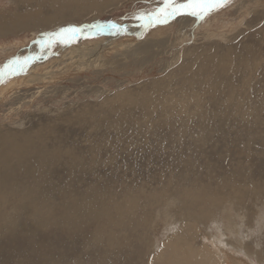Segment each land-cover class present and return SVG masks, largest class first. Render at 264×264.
I'll use <instances>...</instances> for the list:
<instances>
[{"label": "rangeland", "instance_id": "1", "mask_svg": "<svg viewBox=\"0 0 264 264\" xmlns=\"http://www.w3.org/2000/svg\"><path fill=\"white\" fill-rule=\"evenodd\" d=\"M46 1L0 0V18L11 26L0 33V68L16 57H35L15 73L8 72L9 68L5 69V80L16 77V81L0 89V139L7 144L4 148H19L20 152L25 150L27 157H33L26 149L29 145L37 147V144L43 143L50 150L57 148L62 162L51 163L39 169L46 173V178L54 186L49 190L54 195L51 204H58L57 196L61 197L63 193H88L90 198L96 196L99 199V192H102L105 197L114 195L117 201H123L128 196L131 200L137 198L135 201L142 209L137 211V216L130 215V219H134L131 228L125 233L116 234L117 244L114 243L112 248H100L94 243H89L90 247L82 246V232L70 237L66 236L63 229L53 226L41 228L34 236L20 234V230L9 233L7 228L2 229L0 264H14L12 258L16 257L15 254L18 257L25 255L26 262L22 264H97L98 261V264H179L176 260L171 263L168 261L171 258L166 257L168 253L165 248L169 241H180L185 237L183 231L188 229L191 249L215 253L212 243L217 246L218 241L212 228V219L223 225L225 234L219 239L224 243L231 242V245L220 249L225 253L216 255L220 258L218 263L221 261V264H235L237 259L243 257L244 264H260L257 258H264V222L257 226L255 219L257 213L264 215V0H224L222 4L206 9L199 18L186 14L170 17L166 21H154L143 32H132V35L121 32L110 38V33L98 34L85 29L84 33L78 34L74 39L61 41L53 37V43L41 52L40 45L35 41L43 33L59 32L61 28L69 26L82 28L109 23L137 24L142 21L134 19L135 16L140 13L151 14L163 5V0H112L87 10L58 8ZM182 2L184 0H176V3ZM28 10H33L34 14ZM224 54V61L227 60V55L234 65L236 61H240L236 77L234 69L228 63L219 66L217 59ZM205 63L214 73L222 74L219 84L212 86V89L231 91L232 86L239 90V93H233V97L243 101L242 105H232L233 108L228 105L222 118L226 120L225 129L220 126L218 133L223 134L218 137L216 135L212 141L210 130L206 127V117L210 115L207 110L217 113L221 111L222 114L225 110L206 107L208 91L204 87L211 80L206 77L208 73L203 68ZM24 71L26 72L19 76ZM197 72H200L196 81L198 85L184 82L187 74L190 77L191 73ZM228 76H232V81L233 76L235 77L232 84L226 83ZM1 80L4 81V78ZM195 92L199 93L198 103L192 97L185 98L187 93L194 96ZM254 99L259 100H255V106L243 107L245 101L252 102ZM176 102H184L185 108L180 109V105H177L178 108L172 107ZM251 124H255L254 131L247 132L245 125ZM95 135L99 137L93 142ZM98 142L101 144L100 149L97 152L91 151L89 147ZM240 150H244V157L255 153L256 159L250 160L254 155L247 159L238 158ZM212 154L218 159L234 155L235 165L232 164L231 169L229 166L230 173L236 175L232 172L243 166L241 169L248 178L246 182H252L243 187L238 186L237 189H211L214 186L209 185L210 178L228 176L223 173L225 167H220L215 172L209 171L210 166L216 163ZM72 159L78 161L80 167L76 166L68 171L70 167L66 168L64 164L66 161L70 163ZM33 187L36 192L39 190L37 185ZM184 187L193 189L191 191L194 193L211 196L214 194L215 197L221 195L218 199L220 201L231 197V202L226 203L227 207L224 208L222 216H218L221 214L219 204V212L215 211L213 218H205L192 226L185 213L195 210V206L184 204V197L181 202L180 199L176 200L179 196L174 193ZM150 192L157 195L156 199L149 200L146 197ZM196 206L201 209L199 204ZM9 207L7 205L6 208ZM128 214L125 213V217ZM227 214L233 217L231 221H235L237 225L238 232L234 235L236 237L232 236L230 229L227 231L225 219H222ZM24 221H20V224ZM25 222L29 223V220ZM1 225L8 226L5 220ZM191 227L198 228L192 230ZM232 243L241 246L242 251L253 252L250 260L241 253L230 252L228 247L231 248ZM37 247L44 251H37ZM224 254L233 259L225 262ZM63 255L66 258L62 262L58 257L63 258ZM52 256L56 257L54 261L49 260ZM139 257L141 258L138 260ZM20 261L17 264H21Z\"/></svg>", "mask_w": 264, "mask_h": 264}, {"label": "bare ground", "instance_id": "2", "mask_svg": "<svg viewBox=\"0 0 264 264\" xmlns=\"http://www.w3.org/2000/svg\"><path fill=\"white\" fill-rule=\"evenodd\" d=\"M26 1V0H24ZM31 1V0H29ZM43 1V0H42ZM49 1L51 4L55 5L56 7L58 8H62V7H74L75 9H78V8H86L87 10L88 9H92V8H95L98 4L100 3H104V2H107V1H112V0H47ZM46 1V2H47ZM45 3V2H44ZM162 3V2H161ZM26 4V3H25ZM226 4V3H225ZM224 4V5H225ZM227 4H229L227 2ZM37 5V4H36ZM44 5V4H43ZM50 6V4H49ZM20 7V6H19ZM24 7V6H23ZM37 7V6H36ZM44 7V6H43ZM48 7V6H47ZM50 7H54V6H50ZM30 8V7H29ZM27 9V8H26ZM67 9V8H65ZM72 9V8H71ZM70 9V10H71ZM80 9V10H81ZM62 10V9H60ZM73 10V9H72ZM80 10H78L80 12ZM16 11V10H15ZM31 11L30 13H33V10H28V12ZM77 11V12H78ZM69 12V11H68ZM5 13V12H4ZM76 13V12H75ZM2 14V13H1ZM34 14V13H33ZM36 14V13H35ZM6 15V14H5ZM4 15V16H5ZM59 15V14H58ZM61 15V14H60ZM8 16V15H7ZM19 16V15H18ZM10 17V15H9ZM16 17V16H15ZM24 17V16H23ZM6 18V17H5ZM26 18V17H25ZM24 18V20H25ZM4 19V18H3ZM13 19V18H12ZM5 20V19H4ZM144 22V21H142ZM141 23V22H140ZM151 24V23H150ZM148 26V25H147ZM146 26V27H147ZM10 24H6L1 18H0V33H2L4 30L7 31L9 28H10ZM145 26H137L136 27H128V25H125L123 27H121L120 30L116 31V30H108V31H96L95 29H92L93 31H95L94 33H98V34H101L102 32L103 33H110L112 37L110 38H113L114 35H116L117 33H127L129 32L131 35H132V32L133 33H141L143 32L145 29H147ZM55 28V27H54ZM82 28L85 29V26H83ZM38 29V28H37ZM35 29V32L36 30ZM44 29V28H43ZM34 32V34H35ZM89 32V31H88ZM128 33V34H129ZM45 34V33H43ZM43 34L39 35L37 37V40L40 39ZM2 36V35H1ZM55 38V37H54ZM228 54V53H227ZM225 54L223 56H220L217 60L219 62V66L221 65H224L226 63H228L230 66H231V69L233 68V72H234V76L236 77L235 73H236V70L238 69L239 67V63L240 61H236V65L233 64L232 62V59L230 58L229 55H227V60L224 61L225 59ZM215 57V56H214ZM213 58V56L211 57ZM209 60H211L209 58ZM244 60V59H243ZM195 61V60H194ZM193 61V62H194ZM213 61V60H212ZM224 61V62H223ZM245 61V60H244ZM235 63V62H234ZM201 64V63H200ZM245 64V63H244ZM243 64V65H244ZM34 66V65H33ZM197 66V65H196ZM218 66V67H219ZM193 67V66H192ZM199 67V66H198ZM195 68V66H194ZM193 68V69H194ZM203 68L205 69V71L208 73V75L206 76L207 79H210L211 80V83L208 81L207 82V85H205L204 88H206L208 91V99L206 101V107L208 106L207 109H211L212 110H217V108H222L224 109L225 111L222 112L220 111V113H217L216 111L214 112H208L207 110V114L209 115V117L205 115L206 118H208V122H207V129L209 128L210 130V140H214L217 135L221 136V134L223 133H219V128L220 126H222L223 129H225L224 127V122L226 121L225 119L222 120V118H224V115L226 114V108L229 106H236L237 104L238 105H242L243 104V101H240L238 98H235L233 97V93H239V90H235V88H233L232 86L231 87V91H228V90H220L218 88H214L212 89L213 87L217 86L219 84V80L221 79L222 77V74L220 72L218 73H214L212 69H210V66L209 65H206L203 64ZM214 68H216L214 66ZM229 68V67H227ZM226 68V69H227ZM5 69H8V68H4L1 73H5ZM18 69V68H17ZM196 69V68H195ZM200 69H202V64H201V67ZM203 69V70H204ZM225 69V70H226ZM9 70V71H8ZM7 71L8 72H11V73H15V71H11L10 69H8ZM241 70V69H240ZM249 70V69H248ZM247 70V71H248ZM193 71V70H192ZM191 71V72H192ZM7 72V73H8ZM26 71L22 72L19 76L23 75ZM194 72V71H193ZM225 72V71H224ZM227 72V71H226ZM189 73V72H188ZM199 73L200 72H197V73H191L190 77H188V74L185 76L186 78H184V82L186 84H197L196 81L199 79ZM231 73V72H230ZM229 73V75H230ZM241 74V73H240ZM202 75V74H201ZM225 75V73H224ZM18 76V77H19ZM227 76V75H226ZM233 76V80L235 81V77ZM249 76V75H248ZM6 76H4V81L1 80L3 78L0 79V83L3 81L4 83L3 84H0V89L1 88H5L7 87L8 85L12 84L13 82L16 81V77L15 78H11V79H8V80H5L7 78H5ZM225 77V76H224ZM231 77L227 78V82H230V84H232L234 81L231 80ZM241 79V78H240ZM252 79V78H251ZM250 79V80H251ZM257 79V77H256ZM201 80V79H200ZM203 80V79H202ZM238 79H236V82H237ZM242 80V79H241ZM248 80V79H247ZM204 81V80H203ZM202 81V82H203ZM257 81V80H256ZM246 82V81H245ZM211 85L209 87V84ZM223 83V82H222ZM199 84V83H198ZM197 84V85H198ZM202 84V83H201ZM200 84V85H201ZM205 84V83H204ZM242 84V82H241ZM243 85V84H242ZM195 86V85H194ZM204 86V85H203ZM213 86V87H212ZM246 86V85H245ZM199 87V86H198ZM224 87V86H223ZM225 87H228V85H225ZM239 87V86H238ZM244 87V86H243ZM247 89H248V86H246ZM254 87V85H253ZM197 88V87H195ZM233 88V89H232ZM201 89V88H200ZM240 89V88H238ZM258 90V88H256ZM205 90V89H204ZM249 90V89H248ZM253 90V89H252ZM251 90V91H252ZM198 91V89H197ZM205 91V93H206ZM246 96L248 97L249 94H247L245 91H243ZM190 93H193V92H190ZM253 93V91H252ZM197 94H199L198 92L196 93L195 92V95L194 96H191V94L187 93L185 98H189V97H192L194 99V101H196L197 103L199 102V98L197 97ZM202 94V93H201ZM232 95V96H231ZM254 95V94H253ZM202 96V95H201ZM200 96V97H201ZM205 97V96H204ZM198 98V99H197ZM256 98V96H255ZM190 99V98H189ZM241 99V98H240ZM218 100H220V102H218ZM256 99H254V101H250L248 100V102L245 101L243 107H248L250 108L251 106H255L256 104ZM262 100V99H261ZM170 101V100H169ZM184 101V100H183ZM205 102V99L203 100ZM259 101V100H258ZM257 101V102H258ZM171 102V101H170ZM180 103V102H179ZM179 103H175L172 104L173 106L172 107H177V105H180V109H183L184 107V102H181L180 104ZM193 103V102H192ZM264 104V102H262ZM187 104V103H185ZM202 104V103H201ZM182 106V107H181ZM186 106V105H185ZM198 106H200V104H198ZM232 106V108H233ZM195 108V106H193ZM178 108V107H177ZM185 108V107H184ZM194 108H193V111H194ZM231 110V109H230ZM238 110V108H237ZM244 111H246V108H243ZM242 110V111H243ZM206 110H204V113H205ZM239 112V111H238ZM241 112V111H240ZM220 114V115H219ZM189 115V114H188ZM202 115V114H201ZM185 116V115H183ZM203 116V115H202ZM227 116V115H226ZM245 116V115H243ZM191 118V116H189ZM188 117V118H189ZM193 117V116H192ZM203 117V120L204 118ZM246 117V116H245ZM226 118V117H225ZM244 118V117H243ZM242 118V119H243ZM252 119V118H251ZM244 120V119H243ZM242 120V121H243ZM246 120V119H245ZM263 120V119H262ZM228 121V120H227ZM241 121V120H240ZM250 121V120H249ZM239 122V121H238ZM244 122V121H243ZM261 122V121H260ZM222 124V125H221ZM244 124V123H243ZM255 124H251V126H248V125H245L246 126V131L247 132H252L254 131L253 130V127H254ZM260 125H262L260 123ZM243 127V126H242ZM133 128V127H132ZM243 130V129H242ZM106 131V130H105ZM113 131V129H112ZM115 131V130H114ZM119 131V130H118ZM127 131V130H126ZM244 131V130H243ZM242 131V132H243ZM258 131V130H256ZM260 131V129H259ZM107 132V131H106ZM116 132V131H115ZM231 132V131H230ZM246 132V133H247ZM110 133V132H109ZM123 133V132H122ZM133 133V132H132ZM229 133V132H228ZM232 133V132H231ZM230 133V134H231ZM114 134V133H112ZM127 134V133H126ZM239 134V133H238ZM101 135V134H100ZM122 135V134H120ZM130 135V134H129ZM133 135V134H132ZM202 135V134H201ZM248 135V134H247ZM109 136V135H108ZM240 136V135H239ZM99 135H95L93 136V139L92 141L94 142V139L95 138H98ZM197 137V136H196ZM199 137V136H198ZM115 138V137H114ZM222 138V137H221ZM113 139V138H112ZM125 139V138H123ZM112 142V140H111ZM201 142V141H200ZM223 142V141H222ZM92 143V142H91ZM261 143V142H260ZM113 144V143H111ZM7 144L2 140L0 139V233H2V229H5L7 228V231L9 233H14V231L16 232L17 230H20L19 233L20 234H25L27 236H34L36 234V232H39V230L42 229H47L49 227H58L59 229H63L65 232H66V236H74L76 233H81V244L82 246H85L87 245V247H90L89 246V243H94L96 246L98 247H105V248H112L115 241L117 239H115L117 237V233H125L127 231H129V228H131V224L134 222L133 220L134 219H130V217L132 218L133 215H136L137 211L139 209H142L139 208V205H137L136 201L137 198H134V199H129V196L127 198H124V200H115L114 199V195L111 196L110 198L109 197H105L104 193L102 192H99L100 193V196L99 199L96 198V196H93L92 198H90L89 194L88 193H85V195L80 194V195H73V194H68V193H63V196L60 197V195L57 196V200H58V204H51V200L54 199V195L52 193H50V189L52 190L54 188V186L51 184V181L46 178V173L42 172L41 170H39L40 168H43L45 166H47L48 164H53L55 162L60 163L62 162V157L61 155L58 153V150L57 148H53V149H48L43 143H39L37 144V147L34 146L32 147L31 145H29L26 149L30 152V154H32L33 157H27L28 154L26 153V151L24 150L23 152H20V149L19 148H16V149H5L4 147L6 146ZM99 145H101L99 142L97 144H92L90 148L91 151L93 152H97L100 148H99ZM243 145V144H242ZM110 146V145H109ZM115 146V145H114ZM247 146V145H246ZM239 147V145H238ZM22 148V147H21ZM108 148V147H107ZM240 148V147H239ZM246 148V147H245ZM243 149V148H242ZM108 150V149H107ZM110 150V149H109ZM230 151V150H229ZM244 151V150H243ZM243 151L240 150L239 153H238V158H249L248 156H253L255 153H248L249 155H245V157L243 156ZM20 152V153H19ZM223 152V151H221ZM224 153V152H223ZM228 154V153H227ZM212 158H214V161L216 163H221L220 165H217L216 163H214L212 166H210L209 168V171L211 172H215V171H218V168L220 169V167H225V175H228L227 177H220L218 179H214V178H210L209 180V185L211 186H214V187H210L211 189H223V188H234V189H237L238 186H245L247 185L248 183H251L252 181H248L246 182V180L248 179L247 178V175L243 172V170L241 169L242 167H239L238 170H235L234 172L232 173H235L236 175L234 174H231L230 173V169L235 165V162L234 160H236L234 158V155L232 156L231 154V157L229 155L230 158H222V159H218V157L214 154H212ZM223 155V154H222ZM175 156V154H174ZM251 161H252V158H255V155L254 157H250ZM256 159V158H255ZM255 159H254V164L256 165L255 163ZM233 160V161H232ZM94 161V160H93ZM246 161V160H245ZM249 161V160H248ZM67 162V161H66ZM65 162V167L68 168L69 170L68 171H71V168L74 169V167L76 166H79L78 164V161H76L75 159H72L70 161V163L66 164ZM236 163H239L238 161ZM243 163V162H241ZM233 164V166H232ZM238 165V164H237ZM254 165V166H255ZM68 166V167H67ZM229 166H230V169H229ZM80 167V166H79ZM34 169V170H33ZM73 169H72V172H73ZM232 171V170H231ZM218 173H220L222 175V172L219 171ZM261 174V173H260ZM259 175V174H258ZM220 176V175H219ZM217 176V177H219ZM209 177V176H208ZM45 178V179H44ZM239 178H241L242 180L240 181ZM117 180V179H116ZM262 180V179H261ZM34 185H37L39 188V190L36 192V189L33 187ZM60 185V184H59ZM223 187V188H222ZM167 188V187H166ZM68 189V188H67ZM167 190V189H166ZM193 190V189H191ZM190 190V188H185L183 190L179 189L177 191H175L174 193L178 194L179 197L176 198L177 199H180V202L183 201L182 200V197H184V204H188V206H195V210L194 209H191L190 212L186 214V219L188 221H191L192 222V226L196 223H199L201 222V220L203 219H208L210 220L211 218H213V215L215 213V211H218L219 212V207L218 206L219 204L221 205V214H219L218 216H222V212L223 210L226 209V203H228L230 200H231V197L230 199L228 197L224 198L222 201L218 200L219 197L221 196H217L215 197L214 194L211 195H204L203 193H194ZM18 191V193H17ZM127 191V190H126ZM63 192V190L61 191ZM61 192L59 191V194H61ZM65 192V191H64ZM69 192V191H68ZM92 192V191H91ZM173 193V194H174ZM254 193V192H253ZM258 192L256 191V194ZM118 194V193H117ZM147 194V193H146ZM149 194V193H148ZM163 194V193H162ZM141 195V194H140ZM254 195V194H253ZM124 196V195H123ZM156 194H151L150 192V195L146 196L149 200H154V198L156 199ZM173 196V195H172ZM137 197V194L136 196ZM144 197V196H143ZM224 197V196H223ZM222 197V198H223ZM145 198V197H144ZM161 198V197H160ZM107 199V200H106ZM141 199V198H140ZM143 199V198H142ZM106 200V201H105ZM174 200V199H173ZM226 200V201H225ZM158 201V200H157ZM179 203V201H177ZM223 202V203H222ZM231 202V201H230ZM235 203V202H234ZM197 204H199L201 206V209H197L198 206H196ZM202 204L204 205V207L202 208ZM7 205H9L11 211H9V208H6ZM232 205V204H231ZM185 206V205H183ZM239 206V205H238ZM200 208V207H199ZM225 208V209H224ZM184 209V207H183ZM186 209V208H185ZM187 210V209H186ZM264 210V208L262 209ZM144 211V210H143ZM146 212V211H145ZM144 212V213H145ZM239 212V211H238ZM125 213H129L127 215V217H125ZM153 213V212H152ZM264 213V212H263ZM138 214V213H137ZM143 214V212H142ZM146 214V213H145ZM167 214V213H166ZM217 214V213H216ZM226 214V213H225ZM223 214V215H225ZM8 215H11V216H8ZM132 215V216H130ZM175 215V214H173ZM263 215V214H262ZM137 216V215H136ZM134 216V217H136ZM147 216V215H146ZM215 216V215H214ZM133 217V218H134ZM139 217V216H138ZM141 217V216H140ZM139 217V218H140ZM183 217V216H182ZM256 217V216H255ZM172 218V217H171ZM176 218V217H175ZM217 218V217H216ZM221 218V217H220ZM233 218V217H232ZM229 214L226 215V218L223 216L222 219H225V226H226V229L227 231L230 229L233 233L232 236L237 235V230H236V226L235 225V221H231L232 219ZM24 219H26L27 221L29 220V223H26L24 221ZM145 219V218H144ZM153 219V218H152ZM183 219V218H182ZM219 219V218H218ZM5 220L6 223L8 224L7 227H2L1 225V222ZM138 220V219H137ZM158 220V219H157ZM221 220V219H220ZM20 221H24L22 224H20ZM142 221H144L142 219ZM156 221V219H155ZM171 221V220H170ZM174 221V220H173ZM176 221H177V218H176ZM184 221V220H183ZM187 221V222H188ZM213 230H214V233L217 235V241L221 244H223V246H220V244L218 242H216L217 246L212 243V246L215 248V255L211 252L209 253L208 250L206 251V253H204L205 251H203L202 249L200 250H197L195 248L194 249H191V242L189 243L188 239L190 240V230H185L183 231V233L186 234L185 237H183L180 241H177L176 236L175 239L176 241L174 242H170L167 243L166 245V253L167 254V258H171V260H168L171 261L172 260H176L177 263L179 264H219L218 261H219V256L217 257L216 255L221 253H225L224 251H220V249H222V247H227L230 243H224L221 239H219V237L223 236L225 234V231H224V228H223V225L220 223V222H217V220H213ZM255 224L258 226L259 224H261L262 222H264V215L261 216V213H257V218L255 219ZM137 222V221H136ZM135 222V224H136ZM148 222V221H146ZM186 222V223H187ZM190 222V223H191ZM151 223V222H150ZM157 223V221H156ZM173 223V222H172ZM185 223V224H186ZM209 223V222H208ZM20 224V225H19ZM138 224V223H137ZM143 224V222H142ZM144 224H146L144 222ZM165 224V223H164ZM175 224V223H174ZM240 224V223H239ZM148 225V223H147ZM146 225V226H147ZM158 225V224H157ZM170 225V224H169ZM168 225V226H169ZM262 225V224H261ZM90 226L94 227V228H91ZM135 226V225H134ZM171 226V225H170ZM187 226V225H186ZM260 226V225H259ZM136 227V226H135ZM142 227V226H141ZM188 227V226H187ZM189 227H190V224H189ZM228 227V228H227ZM255 227V226H253ZM145 228V227H143ZM180 228V227H179ZM194 227H191V229L193 230ZM198 228V227H196ZM194 228V230L196 229ZM258 228V227H257ZM172 229V228H171ZM187 229V228H186ZM62 230V231H63ZM135 230V228H134ZM151 230V229H150ZM167 231V228L165 229ZM170 230V229H169ZM199 230V229H198ZM43 232V231H42ZM56 232V231H55ZM58 232V231H57ZM146 232V231H145ZM180 232V231H179ZM178 232V234H180ZM253 232V231H252ZM7 233V232H5ZM137 233V232H136ZM135 233V234H136ZM227 233V232H226ZM16 234V233H15ZM60 234V233H58ZM143 234V233H142ZM145 234V233H144ZM5 235V234H4ZM14 235V234H13ZM12 235V236H13ZM80 235V234H78ZM120 235V234H119ZM184 235V234H183ZM193 235V234H191ZM195 235V234H194ZM205 235V234H204ZM47 236V235H46ZM63 236V235H62ZM61 236V237H62ZM139 236V235H138ZM5 237V236H4ZM10 237V236H9ZM42 237V236H41ZM69 237V238H70ZM125 237V236H124ZM130 237V236H129ZM144 237V235H143ZM147 237V236H146ZM193 237V236H191ZM236 237V236H234ZM20 238V237H19ZM22 238V237H21ZM44 238V237H43ZM74 238V237H73ZM80 238V237H79ZM162 238V237H161ZM195 238H196V235H195ZM2 239V238H1ZM12 239V238H11ZM47 239V238H46ZM45 239V241H46ZM68 239V238H67ZM134 239V238H133ZM137 239V238H135ZM142 239V237H141ZM145 239V238H144ZM173 239V238H172ZM174 239V240H175ZM194 239V238H193ZM233 239V238H232ZM13 240V239H12ZM26 240V239H25ZM34 240V239H33ZM62 240V239H61ZM64 240V239H63ZM62 240V241H63ZM77 240V239H75ZM122 240H123V237H122ZM132 240V239H131ZM143 240V239H142ZM236 240V239H235ZM40 241V240H39ZM44 241V239H43ZM26 242V241H25ZM36 242V241H35ZM61 242V241H60ZM75 242V241H74ZM122 242V241H121ZM120 242V243H121ZM146 242V241H145ZM149 242V241H148ZM153 242V241H152ZM236 242V241H234ZM15 243V242H14ZM41 243V242H40ZM127 243V242H126ZM129 243V242H128ZM132 243V242H131ZM193 243V241H192ZM26 244V243H25ZM23 244V245H25ZM29 245V242L27 243ZM44 244V243H43ZM117 244V243H115ZM130 244V243H129ZM148 244V243H147ZM14 245V244H13ZM12 245V246H13ZM22 245V244H21ZM34 245V243H33ZM38 245V244H37ZM120 245V244H119ZM131 245V244H130ZM144 245V244H143ZM163 245V244H162ZM161 245V246H162ZM165 245V244H164ZM231 245V244H230ZM232 247L229 248L228 247V250H230V252L232 251L233 253H236V254H239L241 253L242 256H244L245 258H247L248 260H250L251 258V255L252 253L247 251L246 250H243L242 251V247L239 246V245H234L232 243ZM15 246V245H14ZM41 246V245H40ZM133 246V245H132ZM140 246V245H139ZM31 247V246H30ZM64 247V246H63ZM116 246H114L115 248ZM120 247V246H119ZM127 247V246H126ZM134 247V246H133ZM144 247V246H143ZM140 248V249H144V248ZM148 247V246H147ZM198 247V246H197ZM203 247V246H202ZM212 247V249H213ZM23 248V247H22ZM32 248V247H31ZM75 248V247H73ZM77 248V247H76ZM109 248V250H110ZM136 248H138V246H136ZM149 248V247H148ZM161 248V247H160ZM16 249V248H15ZM20 249V248H19ZM37 251H44L43 248L40 249V248H36ZM65 249V248H64ZM85 249V248H84ZM117 249V248H116ZM128 249V248H127ZM131 249V248H130ZM164 249V248H163ZM205 249V248H204ZM207 249V248H206ZM12 250V249H11ZM33 250V249H32ZM35 250V249H34ZM33 250V251H34ZM53 250V249H52ZM56 250V249H55ZM72 250V249H71ZM92 250V249H91ZM115 250V249H114ZM138 250V249H137ZM153 250V249H152ZM156 250V249H155ZM161 250V249H160ZM17 251V249H16ZM21 251V250H20ZM25 251V250H24ZM32 251V252H33ZM65 251V250H64ZM118 251V250H117ZM125 251V249H124ZM148 251V250H147ZM151 251V250H150ZM149 251V252H150ZM159 251V250H158ZM162 251V250H161ZM160 251V252H161ZM164 251V250H163ZM12 252V251H11ZM35 252V251H34ZM61 252V251H60ZM85 252V251H84ZM87 252V251H86ZM136 252V251H135ZM134 252V253H135ZM138 252V251H137ZM136 252V253H137ZM227 252V251H226ZM256 252V251H255ZM17 253V252H16ZM19 253V252H18ZM72 253V252H71ZM81 253V252H80ZM90 253V251H89ZM91 253H93V251H91ZM106 253V251H105ZM126 252H124L125 254ZM129 253V251L127 252V254ZM135 253V254H136ZM232 253V254H233ZM15 254V253H14ZM24 254V253H22ZM65 254V253H64ZM86 254V253H85ZM101 254V253H100ZM103 254V253H102ZM101 254V255H102ZM115 254V253H114ZM112 253V255H114ZM123 254V253H122ZM126 254V255H127ZM134 254V256H136ZM159 253H157L158 255ZM161 254V253H160ZM165 254V253H164ZM255 254V253H254ZM13 255V254H12ZM21 255V253H20ZM99 255V254H98ZM111 255V254H109ZM129 255V254H128ZM163 255V254H162ZM220 255V254H219ZM9 256V255H8ZM16 256V257H14ZM13 257L15 258H12V261L14 264H17L21 259V264L24 263L26 257L25 255H21L22 257H18L19 255H14ZM24 256V257H23ZM53 256H56L55 254H53ZM51 257L49 260L50 261H54L53 259H55L56 257ZM82 256V255H81ZM90 256V255H89ZM88 256V257H89ZM92 256V255H91ZM103 256V255H102ZM116 256V255H115ZM125 256V255H124ZM160 256V255H159ZM222 256V255H221ZM220 256V257H221ZM230 256V255H229ZM227 255L224 254V259L225 262L230 260L232 257H229ZM235 256V255H234ZM255 256V255H254ZM18 257V258H17ZM29 257V256H28ZM49 257V256H48ZM85 257V256H84ZM83 257V258H84ZM97 257V256H96ZM118 258V256H116ZM133 257V255L131 256ZM161 257V256H160ZM159 257V258H160ZM223 257V256H222ZM238 257V256H237ZM236 257V259H237ZM256 257V256H255ZM11 258V257H9ZM39 258V257H38ZM59 259H64L66 257H64L63 255V258H60L58 257ZM91 258V257H90ZM99 258V257H98ZM112 258V257H111ZM122 258V257H121ZM141 257L138 258V260L140 259ZM164 258V256H163ZM244 258V259H245ZM253 258V257H252ZM14 259V260H13ZM31 259V258H30ZM101 259V258H99ZM115 259V258H114ZM233 259V258H232ZM235 259V257H234ZM38 260V259H37ZM42 260V259H41ZM88 260V259H87ZM92 260V258H91ZM131 260H134V259H131ZM142 260V259H141ZM157 260V258H156ZM247 260V262H248ZM254 260V259H253ZM257 260L260 261V264H264V258L261 259V258H257ZM8 261V259H7ZM32 261V260H31ZM75 261V260H74ZM135 261V260H134ZM163 261V260H162ZM167 261V262H168ZM233 260H231L232 262ZM235 261V260H234ZM26 262V261H25ZM37 262V261H36ZM63 262V260H62ZM77 262V261H76ZM92 262V261H91ZM96 262V260H95ZM101 262V261H100ZM116 262V261H115ZM126 262V261H125ZM124 262V263H125ZM256 262V261H255ZM10 263V262H9ZM12 263V262H11ZM67 263V262H66ZM65 263V264H66ZM83 263V262H82ZM81 263V264H82ZM90 263V262H89ZM88 263V264H89ZM93 263V262H92ZM99 263V261H98ZM97 263V264H98ZM113 263V262H112ZM121 263V262H120ZM136 263V262H135ZM174 263V262H173ZM257 263V262H256ZM26 264V263H25ZM29 264V263H28ZM47 264V263H46ZM51 264V263H50ZM63 264V263H62ZM71 264V262H70ZM94 264V263H93ZM127 264V263H126ZM131 264V263H129ZM133 264V263H132ZM164 264V263H162ZM221 264V263H220ZM226 264H229V262H226ZM234 264V263H233ZM235 264H244V261H243V257L240 259H237V262ZM247 264V263H246ZM250 264V263H249Z\"/></svg>", "mask_w": 264, "mask_h": 264}, {"label": "snow or ice", "instance_id": "3", "mask_svg": "<svg viewBox=\"0 0 264 264\" xmlns=\"http://www.w3.org/2000/svg\"><path fill=\"white\" fill-rule=\"evenodd\" d=\"M223 0H184L182 3H176V0H163V5L158 7L151 14L140 13L135 16L134 19L139 21H146L142 26H147L148 23H152L154 21L160 20H168L170 17L174 18L178 15H191L199 18L203 15L206 9H210L215 4H222ZM121 25L115 23L109 24H99V25H91L85 26V29L91 31L95 29L96 31H108V30H120ZM85 29L69 26L64 27L56 33H45L43 36L36 40L35 42L40 45L41 52H43L46 47L50 46L53 43V37L58 40L65 39H74L78 34L84 33ZM35 57L25 56L23 58L16 57L4 66L9 68L11 71H16L17 68L22 69L24 65H26L30 60H34Z\"/></svg>", "mask_w": 264, "mask_h": 264}, {"label": "water", "instance_id": "4", "mask_svg": "<svg viewBox=\"0 0 264 264\" xmlns=\"http://www.w3.org/2000/svg\"><path fill=\"white\" fill-rule=\"evenodd\" d=\"M224 1V0H223ZM146 23V21H144V22H141V23H137V24H134V23H116V24H118V25H121L122 27H123V25H128V27H137V26H139V24H140V26L142 25V24H145ZM150 23H148L147 25H149ZM146 27V26H145ZM57 32V31H56ZM55 32V33H56ZM5 67L3 66V67H1L0 68V71H1V69H4ZM5 76V73H1L0 72V79L1 78H3Z\"/></svg>", "mask_w": 264, "mask_h": 264}]
</instances>
